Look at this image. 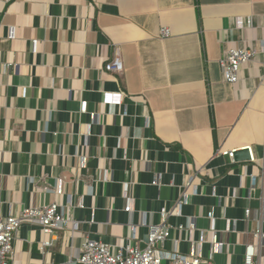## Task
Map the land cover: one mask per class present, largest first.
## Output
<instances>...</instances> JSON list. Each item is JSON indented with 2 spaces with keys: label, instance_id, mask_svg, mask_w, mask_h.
Here are the masks:
<instances>
[{
  "label": "crops",
  "instance_id": "crops-1",
  "mask_svg": "<svg viewBox=\"0 0 264 264\" xmlns=\"http://www.w3.org/2000/svg\"><path fill=\"white\" fill-rule=\"evenodd\" d=\"M263 41L264 0H0V215L84 203L76 229L23 223L13 264H69L86 237L144 247L163 207L164 251L246 264L253 245L262 262ZM232 47L256 53L230 84ZM116 52L123 70L105 73ZM247 147L254 160L220 154Z\"/></svg>",
  "mask_w": 264,
  "mask_h": 264
},
{
  "label": "built area",
  "instance_id": "built-area-1",
  "mask_svg": "<svg viewBox=\"0 0 264 264\" xmlns=\"http://www.w3.org/2000/svg\"><path fill=\"white\" fill-rule=\"evenodd\" d=\"M239 22L243 23L242 20ZM161 34L163 36L170 35V29L163 27ZM260 49L264 51V41L261 43ZM255 53L256 49L251 48L232 47L229 49L226 56L221 60L225 81L230 84L236 83L239 80L241 67L252 60ZM122 70L123 62L118 52L106 62L103 68L105 73H118ZM124 97L125 94L122 91H104L103 102L109 105H120ZM81 110H86V101L82 103ZM247 148L251 160H254L252 149L250 147ZM236 150H221L220 154L234 159ZM158 182L159 177L155 179L154 183ZM76 206L84 207L82 196L76 197L75 201L71 200L67 212L60 203L52 202L43 206H25L17 216L12 214L0 215V264H13L14 243L23 223L30 222L40 225L45 236H53L57 230H65L71 226L76 229L78 224L73 219L71 212L73 207ZM131 208L132 204L130 199H128L126 211H131ZM208 215L210 218L214 217L213 210ZM169 216L170 212L164 207L161 208L159 211V222L151 225L148 240L144 247L131 242L119 251H115L112 245L108 243L86 237L81 245L80 255L69 264H212L209 259H205L194 252L164 251L171 227L168 223ZM255 235L264 237V233L259 229L255 231ZM136 236V228L133 226L132 240L136 239ZM50 244L51 241L49 239H44L41 243V249ZM211 244L215 246L214 248L221 250L224 247V243H219L216 235H214L213 243ZM255 254V246L248 245L246 248V264H254L251 258ZM259 264H264V260Z\"/></svg>",
  "mask_w": 264,
  "mask_h": 264
},
{
  "label": "water",
  "instance_id": "water-1",
  "mask_svg": "<svg viewBox=\"0 0 264 264\" xmlns=\"http://www.w3.org/2000/svg\"><path fill=\"white\" fill-rule=\"evenodd\" d=\"M246 155L247 159L250 158L249 151L248 150H243V151H238L235 153V159H239L240 156Z\"/></svg>",
  "mask_w": 264,
  "mask_h": 264
}]
</instances>
